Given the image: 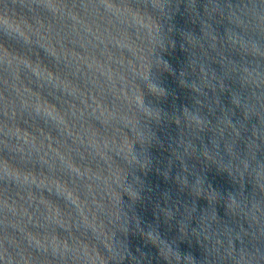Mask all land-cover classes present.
Listing matches in <instances>:
<instances>
[{"label": "water", "instance_id": "1", "mask_svg": "<svg viewBox=\"0 0 264 264\" xmlns=\"http://www.w3.org/2000/svg\"><path fill=\"white\" fill-rule=\"evenodd\" d=\"M0 264H264V0H0Z\"/></svg>", "mask_w": 264, "mask_h": 264}]
</instances>
